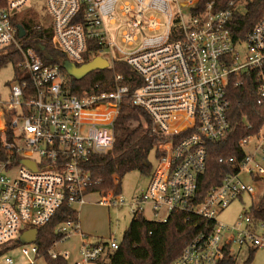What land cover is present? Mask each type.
Returning <instances> with one entry per match:
<instances>
[{"label":"built area","instance_id":"built-area-1","mask_svg":"<svg viewBox=\"0 0 264 264\" xmlns=\"http://www.w3.org/2000/svg\"><path fill=\"white\" fill-rule=\"evenodd\" d=\"M35 1L44 3L52 16L51 23H40L38 28H52L53 44L67 59L82 65L101 56L112 69L115 59H123L140 75L142 84L131 91L117 75L112 91L72 94L60 65L45 62L36 48L24 46L21 40H29L25 28V36L17 37L18 25L24 21L21 16L30 8L26 5ZM121 1L0 0V48L14 46L22 55L15 64L17 72L9 83L8 97L0 100V255L16 247L24 232L48 223L64 204L79 211L88 194H100L90 191L93 180L85 162L90 155L112 150L115 120L126 97L149 114L153 131L162 138L153 149L156 164L151 166L147 185L137 194L126 197L119 189L122 178L114 174V188L100 194L98 202L107 207L131 205L133 214L145 218L148 209L153 214L149 220L166 221L174 210L214 220L213 228L188 241L170 264H221L227 247L233 254L234 246H264V222L248 215L242 216L244 227L217 221L232 200L255 193V187L241 179L243 172L264 178L261 142L251 151L245 149L253 137L264 140L261 130L240 141L245 158L237 172L225 174L220 184L201 199L197 197L199 178L207 165V144L224 139L231 129L230 78L255 76L258 94L264 97V7L246 37L234 41L230 21L250 0H229L223 9L212 1L199 11L195 8L200 0L124 1L119 12L129 22L124 33L129 45L138 30L163 27L164 31L145 37L138 49L124 55L111 50L115 55L110 60L102 55L105 47L114 44L106 23H116ZM151 10L164 14L165 21L148 17ZM93 41L101 47L86 61ZM242 43L247 45L244 54L238 49ZM23 159L33 161L36 168ZM71 231L80 238L76 251L57 252L52 247L51 257L61 255L68 260L75 252V264H90L104 261L120 244L114 237L92 241L79 220L57 227L63 234L61 240L70 239ZM22 245L24 255H35L27 264H38L37 259L44 257L36 241ZM4 263L15 261L6 256Z\"/></svg>","mask_w":264,"mask_h":264},{"label":"trees","instance_id":"trees-1","mask_svg":"<svg viewBox=\"0 0 264 264\" xmlns=\"http://www.w3.org/2000/svg\"><path fill=\"white\" fill-rule=\"evenodd\" d=\"M212 1L215 2L217 9H223L229 0H200L195 10H202ZM263 7L264 0H250L244 10L235 11L229 24L234 41L246 37L259 20ZM21 24L27 31L26 37H29L28 41L25 40L26 38L21 40L24 46L36 48L45 62L59 64L67 77L66 88L72 94H81L84 91H112L116 86L117 75L122 76L121 83L129 85L131 91L142 84L140 75L123 59H115L113 69L96 70L82 79H75L68 75L63 67L67 56L54 46L52 28H38L39 23L27 20L22 21ZM100 47V44L93 41L86 53V61L89 60L91 52ZM21 59V52L16 47L0 48V71L9 64L15 65ZM228 96L231 100L228 114L231 129L224 139L207 144V165L205 172L199 178L198 199H201L212 186L220 184L225 174L237 172L245 158V151L240 141L257 134L264 126V97L261 98L258 94L255 76L231 77ZM161 139L153 131L149 114L143 108L133 105L130 97H126L115 120V141L112 150L105 154L90 155L85 162V168L93 180L90 191L106 193L114 188V174H118L121 178L133 170L149 174L151 165L148 156ZM2 153L0 145V156ZM230 158L233 160L229 161ZM244 214L255 222H264V192L259 202L250 205ZM68 220H79V211L64 204L48 223L38 228L36 244L39 253L49 264H69L61 255L56 258L49 255L54 243L63 238V234L57 232V227ZM213 225L214 220L183 210L172 211L166 221L149 220L134 213L118 249L108 252L105 262L107 264H170L181 255L188 241L203 232H208ZM21 243L18 242L17 245ZM6 249L7 247L1 250ZM257 249H249V255L243 264H251ZM221 264H238L230 247L226 248Z\"/></svg>","mask_w":264,"mask_h":264},{"label":"rangeland","instance_id":"rangeland-1","mask_svg":"<svg viewBox=\"0 0 264 264\" xmlns=\"http://www.w3.org/2000/svg\"><path fill=\"white\" fill-rule=\"evenodd\" d=\"M124 1L131 0H122L117 4V21L115 24H107V30L109 34V41L114 44L111 47H105L102 55L112 60V51L120 50V55L124 53H129L138 49L143 41V39L147 36H154L156 34H160L164 31L163 27L159 30H149L145 28L143 31H137L136 40L133 41L131 45H129L126 41H124V33L129 28V22L127 17L122 16L119 12V8L121 3ZM185 1V0H180ZM26 7L28 11L24 13L21 17L26 21H30L32 23H51L52 16L48 12L47 7L44 3L40 1L29 2ZM148 17H156L160 22L165 21V15L159 13L155 10L148 11L146 13ZM246 43H242L238 46L239 51L244 54L246 49ZM17 69L15 65L9 64L7 67L3 68L0 71V100L4 101L7 99L9 91H10V81L13 80L16 76ZM2 127V121L0 120V129ZM1 135V132H0ZM260 135L264 136V127L260 131ZM261 142V147L264 149V140L262 137H253L250 139V143L245 146L247 151L253 150L254 145L259 144ZM148 161L152 164L151 166H155L156 157L155 151L152 150L148 156ZM241 179L246 183L253 185L255 187V193L249 194L245 193L242 197H237L232 200V202L217 215L218 223L227 225V226H239L240 224L244 227L245 221L242 219V216H246L244 214L245 210L249 208L252 204H257L262 197L264 192V178L262 177H253L246 172L241 174ZM149 181V175L147 173H142L139 170H133L131 172L126 173L122 177L121 190L126 197H132L137 194L143 187L147 185ZM115 185V184H114ZM120 187V186H119ZM109 191V190H108ZM107 191V192H108ZM104 194V193H100ZM99 193H90L87 196L88 204L79 207V219L82 226V230L88 235V237L92 241L99 240H109L111 237L116 238L117 241L121 242L125 230L128 228L132 217L133 210L131 205L124 206H111L107 207L100 204L98 201L101 198ZM144 215L148 219L153 218V214L150 210H146ZM87 224V225H86ZM89 225V227H88ZM72 234L74 231H71ZM80 244V238L78 235H74L67 240L58 241L54 246L53 250L57 252L64 251H73ZM21 244L16 245L13 249H10L8 252L0 255V264L4 263V257L11 256L15 261V264H27L29 257L34 258L35 255L29 253V257L24 255L21 252ZM30 249L28 244L25 245ZM233 255L237 259L238 264H243V262L247 259L249 255V249L243 247L239 249L238 246L233 247ZM69 264H75V252L71 253V256L68 257ZM38 264H49L45 257H40L37 259ZM100 264H107V262ZM251 264H264V246L258 247L254 254L253 261Z\"/></svg>","mask_w":264,"mask_h":264},{"label":"water","instance_id":"water-1","mask_svg":"<svg viewBox=\"0 0 264 264\" xmlns=\"http://www.w3.org/2000/svg\"><path fill=\"white\" fill-rule=\"evenodd\" d=\"M18 29H19V36L24 37L26 34L24 27L22 25H18ZM63 67L68 73V75L72 76L75 79H82L93 71L108 68L109 62L106 58L101 56H97L91 61L84 63L82 65H76L74 62L70 61L69 59H65L63 62ZM22 162L31 166L34 169L36 168L35 163L33 161L23 159ZM37 235H38L37 228L30 229L21 235L20 241L22 243L34 242L36 241Z\"/></svg>","mask_w":264,"mask_h":264},{"label":"crops","instance_id":"crops-1","mask_svg":"<svg viewBox=\"0 0 264 264\" xmlns=\"http://www.w3.org/2000/svg\"><path fill=\"white\" fill-rule=\"evenodd\" d=\"M88 195H89V194H88ZM88 195H87V196H88ZM87 202H88V200H87V197H86V202H85L83 205H87V204H88ZM86 203H87V204H86ZM83 205H82V206H83ZM82 206H81V207H82ZM79 224H80V228H81V230H82V226H81V223H80V219H79ZM86 225H87V224H86ZM88 227H89V225H88ZM82 231H83V230H82ZM83 232H84V231H83ZM74 251H75V249H74ZM101 262H103V261L92 262V263H90V264H100ZM103 263H105V260H104Z\"/></svg>","mask_w":264,"mask_h":264}]
</instances>
